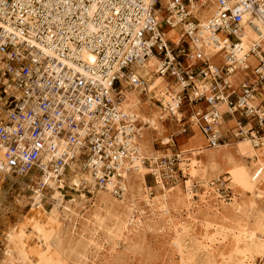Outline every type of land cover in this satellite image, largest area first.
Segmentation results:
<instances>
[{"label":"built area","instance_id":"1","mask_svg":"<svg viewBox=\"0 0 264 264\" xmlns=\"http://www.w3.org/2000/svg\"><path fill=\"white\" fill-rule=\"evenodd\" d=\"M208 2L214 11L201 26L204 40L192 9L196 3L200 13L202 0H0V189L16 184L11 177L29 176L43 190L49 174L60 186L75 164L96 189L120 197L124 175L150 165L120 93L132 87L154 95L137 74L151 56L159 60L155 75L180 89L174 109L158 103L180 114L181 135L188 133V115L207 148L242 140L263 147L264 51L253 45L246 54L255 59L251 65L238 61L235 50L243 26L262 20L264 28V0ZM165 28L178 29V43L167 41ZM199 42L220 51L209 61L192 49ZM236 72L240 83L231 79ZM181 156L155 163L156 183L185 180Z\"/></svg>","mask_w":264,"mask_h":264},{"label":"bare ground","instance_id":"2","mask_svg":"<svg viewBox=\"0 0 264 264\" xmlns=\"http://www.w3.org/2000/svg\"><path fill=\"white\" fill-rule=\"evenodd\" d=\"M202 4H204L205 7L203 8L202 12L198 13L196 11V3H192V9L193 13L200 21L198 34L204 40H206L207 32L203 30L201 26L203 25L205 20L213 13L214 5L211 2H208V0H202ZM254 25L255 26L250 27L243 26V31L240 36L241 42L235 50V57L238 61L246 59L251 65L255 63V59L252 55H248V58H246V54H248V51L253 47V45H260L261 51H264V44L261 42V39L264 35L262 20L254 21ZM165 37L169 38L173 43H178L180 40L179 32L176 28L170 29L168 32H166ZM195 44V46L194 44L191 45L194 52L200 51L203 57L209 61H211L212 56L216 55L218 51H220V47H215V45L213 43L211 44V42H199ZM258 54H260V52H258ZM220 56L221 55H219V57ZM158 67L159 60L156 57L151 56L145 61L143 66L137 70V74L144 77L148 81L147 91L148 93L152 92L154 94L153 98L157 102H161V99H158L159 94L157 93L159 87L156 86L160 84L162 79L164 88L161 89V91H163V94H165V98L163 99L165 103L164 106H168V108L172 107L174 109L176 103L173 99L180 89L177 86H172L169 90V88H167V85L165 84L164 78L155 75ZM231 79L235 83H240V73L236 72L231 77ZM124 85L127 84L124 83ZM120 94L123 99L120 108H122L125 113L132 114L138 123L139 128L137 129V131L140 135L138 143L141 156L147 158L145 154L147 151L149 154L148 160L150 161L149 167H153V165L157 162L158 152H156L155 150L148 151L152 146L153 140H145L144 136L149 130H151L152 132H157V135L160 134L163 128L162 123L170 116V114H168V112L163 109L159 111L153 109L151 110V112H149V114H144L142 112L143 104L141 103V101L143 100L141 98V93L132 87H125V89L122 90ZM149 99L150 98H148V100ZM175 118L178 121L180 119V114H176L173 116V119L176 121ZM191 128L192 130L199 132L196 127L191 126ZM223 128H225V124H223ZM178 134L181 135L180 132ZM192 141V138L186 140L182 138L181 141H179V146L182 147L185 145V143L191 144ZM242 141L244 142L236 141L238 143H236L234 146L228 145L231 143H235L231 142L226 143L223 146L213 148L216 151L225 150L226 152L235 149L234 151L240 156H244L243 153H245L249 157L248 159L251 161V167L246 168L244 171L246 180H250L253 183L251 188V197H249L246 204L245 202H242L241 204L233 203L228 206L227 210H225L237 217V221L234 224V227L228 228L213 224L211 222H208L205 218L199 220L198 217L194 216L195 209H197V211L199 209L198 204L195 202V197H199L201 201H204L206 198L211 197V194L213 193V195H215L216 197L215 200L217 201L219 195L213 188H209V183L205 178L207 170L205 169V166L199 162L198 158L193 156V158L191 159L193 161L192 164H188V161L191 160L187 158L184 159L181 164L182 168H188L186 171L189 172V180L185 182V193L183 196V201L181 203V209H183L182 211L186 212L185 222H176L172 220L170 213L167 210L165 217L162 218L163 225L158 227L156 231L153 229V227H151L152 225L148 228L149 230H151V232L158 231L164 234L168 232L172 233L173 238L171 246L174 248V251L179 257V264H199V260H196V256L200 258L201 254H203L208 259V261L206 260V264H218L216 260L217 257L220 261L219 264H256L257 258H261L264 264V217L257 215L259 211L258 204L261 202L262 192L264 189V164L262 163L261 159L264 155V146L257 149L249 140ZM171 151L172 150L169 149V152ZM145 167L146 166L140 165L135 172L124 175V182L122 183L124 192L119 197L122 199L120 201L111 193V188H107L106 190L96 189L93 184V179L90 177V175L86 172H83L81 169L79 170L78 166H76L75 164L69 165V168H67L63 173V179H61V182L59 183L60 186L55 184V180L50 179L53 177L51 174L45 176L44 181L47 184L46 189L41 190L38 187L31 188L33 193L31 199L33 200L35 207H37L40 211L46 213L47 219L57 222L59 226L65 224L73 228L76 220L72 218V216L75 215V213L73 211V207H71L68 203H76L73 199L65 202V196L62 192L65 190L64 184L68 181L67 185L71 190H86L89 187L91 188V191H94V194H96L94 203V213L96 214L95 217L100 215V211H104L105 213L112 215L116 221H119L118 226L119 228H121V235L123 236V232L129 234L130 230L128 229V225H131L135 222V214L138 213V215H141L143 219L147 220V213H151L154 217H156V206L165 204V200L163 198L164 194L159 192L158 189V193L156 196L154 195L155 197L153 198V200H150L149 197L150 189L144 190L142 194L140 192V189L138 190L139 186L144 180L143 177L147 170L145 169ZM254 167L256 168V170L254 171L253 175H250V172ZM150 172L157 175L159 172V167H157V169H151ZM134 173H136V175H134ZM26 177L22 181H28L29 179ZM198 178L205 183L202 185V183H200V180L195 182ZM9 179L12 180L13 178L11 177ZM31 179L33 180V182H36L37 178L33 175ZM125 181H128L127 186H125ZM156 184L158 188H160V191H165V188L160 181H158ZM201 187H207V189L205 190V192H203V194L198 195L195 189ZM208 188L210 190H213L212 193L210 192V190H208ZM134 192H137L139 194V200H141V202H143L148 207V212H145L143 209L138 208L137 203L132 200ZM80 197L84 198V195L82 194ZM45 204L50 205L49 210H46L44 206ZM123 212L125 214H123ZM250 220L254 221L255 224H250ZM88 222L89 221L86 220L81 225L82 228L78 234L79 237L86 231V225ZM198 223L202 228V233L199 235L195 231ZM11 230L12 228H10L7 233L8 246L5 254L9 258V262H14V264H31L28 260L27 253L25 252L22 237L16 234L17 231L14 232ZM57 233L58 229L54 234H52L54 238L53 240L55 244L60 245ZM16 242L17 246L14 245L16 244ZM79 242V244H81L79 247L81 248L83 242ZM122 242H125L124 238ZM187 243L189 244L188 246L186 245ZM227 246L228 248H226ZM222 248H226V250L218 253V250ZM55 249L56 245H53L52 249L47 248L44 254L41 256L40 260L36 261L37 264H40V262L42 264H52L51 251ZM77 255L79 254L77 253L75 256L77 257ZM57 257L58 261L60 262L57 264H69L70 259L66 258V256L60 254L57 255ZM205 257L204 259H206ZM78 259L79 260H77L75 264H85L84 262H82L83 260L81 256H78ZM201 263L203 264V262Z\"/></svg>","mask_w":264,"mask_h":264},{"label":"rangeland","instance_id":"3","mask_svg":"<svg viewBox=\"0 0 264 264\" xmlns=\"http://www.w3.org/2000/svg\"><path fill=\"white\" fill-rule=\"evenodd\" d=\"M164 30L166 32L169 31L167 28ZM167 41L173 43L169 38H167ZM213 62L219 64V57L214 58ZM241 81L242 79H240V82ZM156 87H159L158 99H161L162 105L164 106L165 103L163 99L165 98V94H163V91L159 92V90L164 88L162 79L160 84ZM152 96L153 95H148L147 97L141 96L143 102L147 103V101L150 100L147 105L142 106V112L144 114H149L153 109L158 111L163 109L159 103L153 99L154 96ZM148 98L150 99L148 100ZM143 102L142 104L144 105ZM220 109H223V106L220 107ZM183 122L187 123L188 129V133L185 136L178 134L180 132L179 125L171 115L163 123L160 134L157 135V132L149 130L147 132L148 137L147 133L144 136L145 140H153L152 146L148 151L155 150L158 152L157 162L163 157H171L177 153H181L182 155L181 164L186 158L190 160L193 156L198 158L199 162L204 165L207 170L205 178L209 183V188H213L219 195V198H217L216 201V197L212 193L213 190L209 188L208 190L212 193L211 197L206 198L204 201H201L199 197H195V202L198 204L199 209L198 211L195 209L194 216L198 217L199 220L205 218L208 222L213 224L232 228L237 221V217L225 210L233 203L241 204L245 202L246 204L249 197H251L253 183L250 180H246L244 174L245 169L251 167V161L245 153H243L244 156H240L234 151L235 149L226 152L225 150L216 151L213 148H207L202 135L192 130L188 115H186ZM182 138L184 140L192 138L193 141L191 144L185 143V145L181 147L179 146V141H181ZM236 143L238 142L228 145L234 146ZM169 149L172 151L169 152ZM145 154L148 159V152L146 151ZM261 159L264 164V155ZM192 163V160L188 161V164ZM149 166L150 165H147L145 167L147 170L143 177L144 180L138 190L140 189L142 194L144 190L150 189V200H153L159 190V192L164 194L163 198L165 204L156 206V217L151 213H147L146 216L148 219L145 220L141 215H138V213L135 214V222L128 225L130 232L129 234L123 232L124 237L121 235V228L118 226L119 221H116L112 215L100 211V215L95 217L94 203L96 194H94V191H91V188L88 187L86 190H71L67 185L68 181L64 184L65 190L62 192L65 196V202L73 199L76 203H68L73 207L75 213L72 218L76 220V223L72 228L65 224L59 226L57 222L47 219L46 213L35 207L31 199L33 195L31 188H33L34 185L28 183V181H22L24 180L23 177L22 179L13 178L11 181L16 184L12 185L11 183H7L0 189V264H14V262H9V258L5 255L8 246L7 233L10 228H12L11 231H17L16 234L22 237L25 252L31 264H37L36 261L40 260L46 249H52L53 245H56V249L51 251L52 264L60 263L57 257V255L60 254L70 259L69 264H75L77 260H79L78 256L82 257V262L85 264H179V257L171 246L173 238L172 233L168 232L164 234L158 231L151 232L148 228L152 225L151 227L156 231L158 227L163 225L162 218L165 217L167 210L172 220L176 222H185L186 212L182 211L181 203L185 193V182L189 180V172L186 171L188 168H182L180 165L186 176L182 183L173 187H164L165 191H160V188H158L155 182V174L150 172L151 169H157V166L155 164L153 167ZM255 170L256 168L254 167L250 175H253ZM136 173H134V175H136ZM26 178L30 179L29 176ZM157 180L159 181V179ZM199 180L202 185L205 183L199 178L195 182ZM125 182V186H127L128 181ZM206 189L207 187H201L196 188L195 191L198 195H201ZM263 192L261 202L258 204L259 211L257 215L264 217ZM82 194L84 198L80 197ZM117 199L119 201L122 200L119 197H117ZM132 200L137 203L138 208L148 212V207L139 200V194L137 192L133 193ZM44 206L46 210L50 209V205L45 204ZM123 214L125 213L123 212ZM86 220L89 221L86 225V231L79 237L78 234L82 228L81 225ZM249 223L255 224L252 220H250ZM57 229L60 245L55 244L52 235ZM195 231L198 235L202 233V228L199 223ZM123 238L125 242H122ZM79 241L83 242L81 248L79 247L81 245ZM14 245L17 246V242ZM186 245L188 246L189 244L187 243ZM226 248H228V246ZM226 248L219 249L218 253L225 251ZM77 253L79 255L76 257L75 255ZM204 257L203 254L200 255V258L196 256V260H199V264L201 262H203V264L207 263L208 259L206 257V259H204ZM216 260L219 264L220 261L218 257ZM40 264L42 263L40 262ZM256 264H263L262 259L257 258Z\"/></svg>","mask_w":264,"mask_h":264},{"label":"crops","instance_id":"4","mask_svg":"<svg viewBox=\"0 0 264 264\" xmlns=\"http://www.w3.org/2000/svg\"><path fill=\"white\" fill-rule=\"evenodd\" d=\"M206 54V53H205ZM207 55V54H206ZM212 55V54H211ZM252 65H255V63L254 64H252ZM159 89V88H158ZM163 89V88H162ZM159 91H161V90H159ZM158 94V93H157ZM154 99V98H153ZM150 101V100H149ZM149 101H147V103L146 102H143V101H141V103L143 102L144 103V105L143 106H145V105H147L148 103H149ZM165 122V120L163 121V123ZM163 123H162V125H163ZM147 130V129H146ZM151 131V130H150ZM173 138V137H172Z\"/></svg>","mask_w":264,"mask_h":264}]
</instances>
